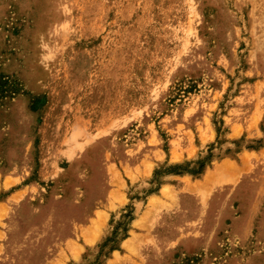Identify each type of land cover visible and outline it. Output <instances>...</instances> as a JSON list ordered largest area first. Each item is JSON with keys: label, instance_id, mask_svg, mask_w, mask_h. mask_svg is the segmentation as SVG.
<instances>
[{"label": "rangeland", "instance_id": "374dc122", "mask_svg": "<svg viewBox=\"0 0 264 264\" xmlns=\"http://www.w3.org/2000/svg\"><path fill=\"white\" fill-rule=\"evenodd\" d=\"M0 264H264V0H0Z\"/></svg>", "mask_w": 264, "mask_h": 264}]
</instances>
